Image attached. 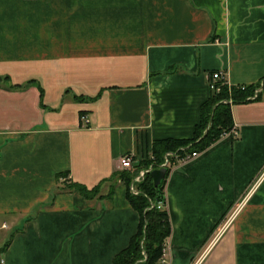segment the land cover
Masks as SVG:
<instances>
[{"label":"crops","instance_id":"0c3cea01","mask_svg":"<svg viewBox=\"0 0 264 264\" xmlns=\"http://www.w3.org/2000/svg\"><path fill=\"white\" fill-rule=\"evenodd\" d=\"M216 72L254 91L236 137L171 168L167 258L264 264V0H0L2 264H112L139 215L106 180L191 139Z\"/></svg>","mask_w":264,"mask_h":264},{"label":"trees","instance_id":"16d2710c","mask_svg":"<svg viewBox=\"0 0 264 264\" xmlns=\"http://www.w3.org/2000/svg\"><path fill=\"white\" fill-rule=\"evenodd\" d=\"M254 86L231 88L220 86L219 92H211L210 98L201 106L200 120L191 139L155 141L152 143L148 158L137 165H132L131 170L113 172L106 180L111 182L112 186L119 180L126 187V200L139 215L136 234L131 238L128 247L115 256L112 264H157L170 235V223L165 210L164 185L171 168L186 154L202 153L228 133L233 127L231 106L246 103L248 97L253 94ZM166 154H170L171 157L166 158ZM166 159L168 161L165 166L166 176L159 187L154 188L148 174L134 186L136 195L130 191L129 185L140 169L148 167H152L153 170L159 169ZM64 177H67V174L58 175V179ZM100 186L101 184L87 190L78 184L66 183L63 189L77 191L85 199H95L100 197ZM4 250L5 248H1L0 254ZM141 252H144L145 258L141 256Z\"/></svg>","mask_w":264,"mask_h":264},{"label":"built area","instance_id":"2783aa9c","mask_svg":"<svg viewBox=\"0 0 264 264\" xmlns=\"http://www.w3.org/2000/svg\"><path fill=\"white\" fill-rule=\"evenodd\" d=\"M227 86L226 84V80H225V75L221 72H216V73H213L210 75L209 77V89L211 92H216L218 93L219 90H220V86ZM261 84H259V86L256 88L255 90V93H254V99L256 97V95L259 93V91L261 90ZM253 99V98H251ZM84 120V118H83ZM85 121V120H84ZM236 137L237 136V131L234 127L231 128V130L228 132V133H225L223 135V137ZM199 155L198 152H192V153H189L186 154L185 156H183L181 159L177 160V163L176 165H183V164H186V163H189L191 162L192 160H194L195 158H197ZM166 158L168 157H171L170 154H166L165 156ZM168 164V161L167 159L165 160L164 164H162V166H167ZM175 166V165H174ZM118 170L122 171V170H129L132 168V157L131 156H124L122 157L121 159L118 160ZM152 167H148L146 168L145 170L143 171H140L138 173V175L133 179L131 185L130 186V191L133 193V194H137L134 186L136 184H138L143 178L145 175H148L150 174V172L152 171ZM160 207V205L158 206ZM236 212L237 210L233 211L229 216L228 218H226V220L224 219L222 224L219 226V228L215 231V234H214V237L212 239V242H214L215 240H217L219 238V236L224 232V230L226 229V227L229 226V224L232 222L233 218L235 217L236 215ZM5 229V225H3V227ZM211 242V243H212ZM141 256L143 258H145V254L144 252H141ZM0 264H2V260L0 259ZM157 264H169L168 262V258H167V248H166V244L163 246V249H162V254L157 262Z\"/></svg>","mask_w":264,"mask_h":264},{"label":"water","instance_id":"95a60500","mask_svg":"<svg viewBox=\"0 0 264 264\" xmlns=\"http://www.w3.org/2000/svg\"><path fill=\"white\" fill-rule=\"evenodd\" d=\"M166 168L162 166L159 169H154L150 172V178L152 179L154 188L159 187L161 185V182L165 179L166 176Z\"/></svg>","mask_w":264,"mask_h":264},{"label":"rangeland","instance_id":"374dc122","mask_svg":"<svg viewBox=\"0 0 264 264\" xmlns=\"http://www.w3.org/2000/svg\"><path fill=\"white\" fill-rule=\"evenodd\" d=\"M262 87H263V84H262L261 88H262ZM119 182H120V181L118 180L117 183H119Z\"/></svg>","mask_w":264,"mask_h":264}]
</instances>
